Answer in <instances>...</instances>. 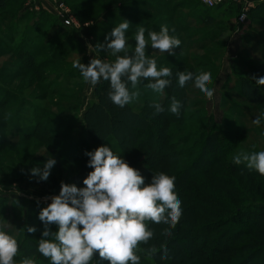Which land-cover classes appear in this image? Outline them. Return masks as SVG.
Wrapping results in <instances>:
<instances>
[{"label":"rangeland","instance_id":"1","mask_svg":"<svg viewBox=\"0 0 264 264\" xmlns=\"http://www.w3.org/2000/svg\"><path fill=\"white\" fill-rule=\"evenodd\" d=\"M39 1H32L37 9L33 8L32 16L25 19L22 16L26 9H20L22 3L0 9V229L17 238L20 249L17 260L30 257L36 264H50L37 251L44 230L39 212L51 203L52 196L59 195L61 182L84 187L83 180L93 170L87 166L90 157L85 153L102 145L89 140L84 114L95 102V89L102 80L95 86L84 82L73 63L80 60L87 65L94 57L114 61L115 57L106 50L97 52L94 47L106 43L105 37L123 20L131 23L126 32L130 49L135 47L139 26L146 29L147 38V31L158 32L161 25H167L170 34L181 40V46L174 49L175 55L148 46L147 53L155 57L158 69L169 67L175 76L178 71L212 74L209 87L215 91L211 100L191 81L184 87L177 85L178 92L187 95L185 116L192 121L175 125L174 129L216 134L229 160L240 152L264 151V120L260 126L253 123L264 113V85L256 84L251 70L253 65L264 66V0H248L250 10L243 24L239 21L242 5L232 0H225L213 9L202 0H92L88 5L83 0H47L43 6ZM46 35L45 42L35 39L37 36L44 39ZM9 37L13 42H7ZM23 39L37 47L43 46L44 54L36 63L47 61L45 69L33 74L26 72L22 63L24 52L15 55L17 46L24 44ZM260 72L264 77V69ZM147 82L144 80L138 86L139 99L128 105L144 119L155 120L157 114L147 103H161L165 90L163 94L155 93L145 87ZM245 82L255 88L245 87ZM169 144L173 147L171 153L175 154L188 147L180 146L175 139ZM103 146H109L120 156L112 144ZM151 156L152 153L141 154L133 166L145 178V184L151 182L153 174L163 172L175 177L174 191L178 194L179 172L192 159L185 157L182 163L171 162L149 173L146 166L151 163ZM50 157L57 163L48 180L41 181L30 170L43 169ZM245 168L244 164L232 166L223 162L211 166L199 183L188 180L180 183L191 190L194 202L202 211L184 216L182 221L199 227L220 225L218 234L228 233L231 216L238 217L253 207L264 208V176L254 175L255 170L242 171ZM186 177L181 178L186 180ZM26 225L34 226L37 231H22ZM50 227L52 231L58 230L55 224ZM149 227L154 236L140 247L159 249L160 245L155 244L160 236L159 226L149 223ZM240 240L246 250L237 257L245 258L251 251H257L255 260L248 264H264V246H261L264 243H260L264 237L254 233ZM167 241L164 238L161 243ZM238 258L233 261L237 262ZM94 259L109 264L101 261L98 253ZM215 264L232 263L225 257L215 260Z\"/></svg>","mask_w":264,"mask_h":264},{"label":"clouds","instance_id":"2","mask_svg":"<svg viewBox=\"0 0 264 264\" xmlns=\"http://www.w3.org/2000/svg\"><path fill=\"white\" fill-rule=\"evenodd\" d=\"M130 25V21L123 20L105 37L106 43L94 47L97 52L106 50L115 57L114 61L94 57L87 65L80 60L73 63L84 82L95 86L101 80L108 81V97L121 108L139 99L138 86L144 80L148 81L145 84L147 89L159 94H163L172 83V69H158L155 57L147 53L148 46L175 55L174 49L182 43L176 35L170 34L167 25H161L158 32L147 31V38L146 29L139 26L134 37L135 47L130 49L126 36ZM171 31L174 33L175 29ZM176 76L180 87L191 81L207 99L213 98L215 90L209 87L212 83L210 72L178 71ZM254 79L257 85H264V77ZM152 107L154 115L165 111L156 102ZM180 110V101L172 97L168 111L179 117ZM262 120L264 113L253 123L260 126ZM85 155L90 157L87 166L93 170L83 180L84 187L61 182L59 195L52 196L51 203L40 210L38 218L44 230L37 251L50 264H93L96 253L101 261L106 260L109 264H140L138 253L145 251L147 258H152L159 249L140 247L154 236L148 222L168 225L162 234L171 236V229L182 216V202L174 191L175 177L158 172L152 175L150 183L145 184L140 171L114 154L109 146H99ZM56 163V159L50 157L43 169L33 168L31 174L47 181ZM233 163L244 164L248 170L264 176V151L240 152L233 157ZM53 224L57 231L51 230ZM25 229L28 233L37 231L34 226L26 225L21 230ZM160 249L164 252L161 258H166V245L162 244ZM19 251L17 238L0 229V264H36L30 257L17 260ZM95 264L100 261L95 260Z\"/></svg>","mask_w":264,"mask_h":264},{"label":"trees","instance_id":"3","mask_svg":"<svg viewBox=\"0 0 264 264\" xmlns=\"http://www.w3.org/2000/svg\"><path fill=\"white\" fill-rule=\"evenodd\" d=\"M27 1L0 0V9L3 6L10 9L12 6L22 3L20 9H26V13H23L22 16L25 19L27 16H32V11L26 8ZM83 1L85 5L92 4L93 2L92 0ZM6 39L9 43L14 40L10 37ZM35 39L45 42L48 37L46 35L43 39V36H37ZM23 40L24 44L18 45L15 49V55L19 56L20 52H24L22 63L26 67V72L33 74L41 68L45 69L47 61L36 63L44 54L43 46L37 47L38 45L27 41V39ZM262 69H264V66L258 67L257 65H253L251 67L254 78L262 77V73L260 72ZM177 85L178 78L173 74L172 83L165 89L164 99L159 103L164 107L165 111L157 114L155 120H146L132 111L130 105H126L123 108L114 105L108 97L110 84L108 81L102 80L95 89L96 100L86 109L84 116L89 140L101 145L112 144L113 148H117L116 150H118L120 156L129 161V165L132 167L135 165L136 160L139 161L138 159L141 154L144 153H152L151 163L146 166V169L150 171L149 173H153L156 169L166 166L171 162L182 163V159L184 160L185 157L186 160L192 159L188 163L187 168L180 170V177L177 181L179 188H181L177 195L182 202L181 218H183L184 216L196 215L202 211L194 202L191 190L186 186L180 185V183L187 180L193 183L203 181L205 174L211 166L219 165L223 162H228L232 166L236 164L233 163V160L227 159L226 152L222 148V144L216 134H201L200 131L188 128L180 130L173 128L175 125L188 124L192 121L185 116L187 95L183 92H178L176 89ZM243 85L250 89L255 88L249 82H245ZM172 97H175L181 103L179 117L168 111ZM12 98H15V96ZM152 104L151 102L147 103L150 109L155 112ZM89 118L92 119L91 123L89 122ZM99 122H102L104 126ZM33 134H36V132ZM174 139L175 141L178 140L180 146H188L187 149L182 153H171L173 147L169 143ZM180 157L181 160L179 161ZM242 171L252 173L246 168L245 170L242 169ZM257 174L258 172H255L254 175ZM184 176H187L186 180L181 178ZM181 218L176 227L171 229V232L173 231L171 236L162 234L168 225L163 223L158 224L160 236L155 241V244L161 246L164 238L169 239L165 243L167 247L165 260L159 259V257L164 255L163 250L159 248V251L151 260H148L147 255L144 253L138 254L141 256L140 264H215V260L225 257L232 264H248V262L255 260L257 251H251L246 254L245 258H238L237 256L246 250L240 242V237L254 233L260 238L264 237L263 207L249 208L238 217L231 216L230 220H228L230 225L228 233L227 231H223L224 233L218 234V228H221L220 225L209 224L199 227L190 224V222L182 221ZM235 223H240L241 225L236 226ZM216 233L218 235L213 238V234ZM260 243L264 242L261 240ZM261 246H264V244ZM262 251L264 253V247ZM235 258H238L237 262L233 261Z\"/></svg>","mask_w":264,"mask_h":264},{"label":"built area","instance_id":"4","mask_svg":"<svg viewBox=\"0 0 264 264\" xmlns=\"http://www.w3.org/2000/svg\"><path fill=\"white\" fill-rule=\"evenodd\" d=\"M31 2V4H27L26 8L28 7V5L31 8H27L29 11H33V8L37 9V7H33L32 5V1L33 0H29ZM233 2L242 5V12L239 15V21L243 24L245 23V21L248 18V12H249V2L248 0H232ZM203 4H205V6L209 7V8H217L218 6L222 5L225 0H202Z\"/></svg>","mask_w":264,"mask_h":264},{"label":"crops","instance_id":"5","mask_svg":"<svg viewBox=\"0 0 264 264\" xmlns=\"http://www.w3.org/2000/svg\"><path fill=\"white\" fill-rule=\"evenodd\" d=\"M40 1H41V3H42L41 5L43 6V5L46 4L45 1H47V0H40ZM40 1H39V2H40Z\"/></svg>","mask_w":264,"mask_h":264}]
</instances>
